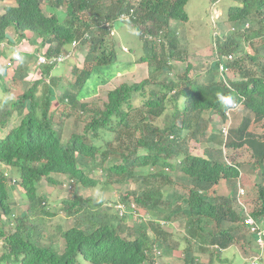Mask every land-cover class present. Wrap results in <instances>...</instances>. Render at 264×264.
Masks as SVG:
<instances>
[{"label": "trees", "instance_id": "16d2710c", "mask_svg": "<svg viewBox=\"0 0 264 264\" xmlns=\"http://www.w3.org/2000/svg\"><path fill=\"white\" fill-rule=\"evenodd\" d=\"M15 1L0 14V42L9 38L11 42L23 37L41 38L42 47L49 45L45 54L53 61L44 65L42 77L30 79L32 85L16 99L0 104V129L18 121L8 133H0V238L4 241L0 264H158L155 248L165 255L182 250L184 264H212L214 253L220 255L236 240H244L241 221L245 209L238 203V177L242 169L257 173L262 207L254 216L264 221V133L259 136L258 130H249L253 121L250 116L232 127L226 146H248L251 156L247 162L231 164L225 160L223 141L213 134L211 116L214 112L220 120L226 119L229 107L218 100L223 95L244 103L245 110L254 113V121L264 120V45L248 49L237 38L261 37L264 43V0H238L229 6L222 22L223 33L212 44L213 57L193 77L191 63L182 71L178 67L177 74L178 65L174 63L184 62L190 53V41H182L177 26V22L189 20V0ZM45 8L52 10L50 15ZM123 14L130 15L127 23L140 32L145 46L140 62H148L149 75L142 81L123 82L110 90L101 109L84 100L99 90L89 84H108L115 75L107 70L108 66L120 64L117 42L108 48L106 37L112 36L113 26L123 23ZM12 27L14 34L9 33ZM183 37L187 38L184 34ZM78 49L87 50L83 59L79 58ZM70 50L73 53L67 63L75 81L61 85L59 95L58 80L51 77L47 82V78L57 66L58 57ZM228 55H233V59ZM76 56L79 62L75 63L71 59ZM87 63L91 67H85ZM220 64L228 71L222 72ZM19 67L22 74L17 75L15 69L13 82L19 78L24 81L29 72L24 62ZM230 70L237 72V77L230 76ZM138 92L144 96V109L137 110L141 116L136 115L138 120L132 124L129 111ZM55 100L57 109L63 104L80 110L82 130H72L65 140L59 130L62 121L55 122ZM159 118L164 119V126L152 121ZM132 127L141 130L136 138L131 137ZM110 132L116 134L119 144H99L98 140ZM190 140L204 143L205 153H194ZM2 166H10L12 175L25 188L29 198L27 210L18 212L10 205V187ZM96 169L104 170L107 177H119L120 182L128 181L127 186L133 184L121 192L119 201L127 207L135 203L139 211L149 215L142 221L133 214L121 216L109 201L106 204L74 194L64 205L74 224L50 232L48 240L44 231H50L48 218L55 214L47 209L45 197L37 193L38 185L62 183L57 175H68L75 186L96 185L99 181L91 177ZM222 182L227 193L216 190ZM175 183L182 185L186 196H170L166 192ZM175 198H180L179 203L174 202ZM133 218L134 225L128 226L126 221ZM183 218L189 220V234L179 244L161 221L179 223ZM193 218L209 223L197 226ZM204 245L210 247L207 261L199 254ZM243 254L249 259L256 255L244 251Z\"/></svg>", "mask_w": 264, "mask_h": 264}, {"label": "rangeland", "instance_id": "374dc122", "mask_svg": "<svg viewBox=\"0 0 264 264\" xmlns=\"http://www.w3.org/2000/svg\"><path fill=\"white\" fill-rule=\"evenodd\" d=\"M238 0H189L186 10L189 14V20L188 21H180L177 22L179 33L182 34V41L183 42H189L188 49L190 52L188 54L187 59L182 61L174 60L176 66L175 73L177 74L178 67L180 68V71L184 70L186 67V64L189 62L192 64V69L190 72V77H193L199 73H201V69L205 66L206 60L210 57H213L214 50L212 48V44L217 42L219 38L221 37L223 30H222V22L224 19H226L227 11L230 5L237 4ZM9 4V3H8ZM4 6V5H3ZM62 10V9H61ZM45 11L47 14L48 11L45 8ZM52 10L49 12L51 13ZM1 12V10H0ZM61 17H64L63 10L60 12ZM115 32H117V35L112 37L110 35H107L106 37V45L108 48H111L113 46V42L116 41L117 45L119 47L118 50V59L124 63V65L130 64L128 67L125 68L124 66H120L118 63L110 64L107 68V70L111 73H114L115 75L112 77V81H110L108 84L102 86V84L96 85L95 81L91 82L92 84H89L91 88H99L98 93L93 95L92 97H89L85 99L84 101L92 104V105H98L101 109L104 106L105 101H107V94L110 90L116 88L118 85H120L123 82H128L130 84L136 83L139 81H142L146 79L149 75V65L147 62H138L139 58L145 53L143 41L140 38V32L138 29L134 28L129 23H118L116 24ZM226 29H228L226 27ZM183 34L187 36V38L183 37ZM31 36V34H29ZM239 38L242 46L245 48L255 49V46H260L261 44L264 45L262 42L261 37H251L250 39H244V36L237 37ZM182 46V45H181ZM183 48H186L184 46ZM78 56L79 58L83 59L84 56L87 53V50H79L78 49ZM82 54V55H81ZM7 56H10V53H6ZM29 59L24 60V65L28 66L29 71L32 73L37 70L36 63H35V57H32L31 55L28 56ZM20 59V57H19ZM71 61H74L76 63L79 62L77 56L74 59H71ZM6 62V59L4 60ZM5 65V64H4ZM3 66V65H2ZM1 64H0V70L2 71ZM36 67V68H35ZM42 66L38 69L41 71L43 70ZM85 67H91L90 63L85 64ZM27 68H24V70H27ZM15 69H17L16 74L21 75L22 74V68L19 67V65H16ZM119 71L121 73H119ZM118 72V73H117ZM117 74V75H116ZM230 76L237 77L238 73L230 70L229 71ZM52 77H55L54 79L58 80L57 90L58 94H61L62 87L61 85H65L68 81H75V77L73 76L71 72V66L66 63H60L58 67L56 66L54 69H52L51 73ZM5 75H1L2 78H7ZM40 73H36L35 77H39ZM112 76V75H110ZM51 77V76H50ZM51 79V78H50ZM5 81V82H3ZM33 83L32 80L29 82L23 81L22 79H17L15 82L8 81L2 79L0 84V104H2L5 101H12L18 97L20 93L23 92L25 88H28ZM100 86V87H99ZM4 87H6V90H4ZM41 89V87H40ZM148 90V89H147ZM7 91V92H6ZM40 93V92H39ZM133 102V109H130L129 113L131 114V120L130 123H134V120H137L136 115L141 116V112L136 111L138 109H144V96L141 93H136L134 95V98L132 100ZM58 106V102L54 101L53 103V110L55 109V122L58 123L59 121H62V126L59 129L60 132L62 131V135L64 140L70 135L72 130L79 131L82 130V123L79 124L80 118H79V112L80 110L74 109L70 105H61L58 109L56 107ZM4 109V106L2 107ZM64 111V112H63ZM90 113H86V116H88ZM209 112H206L204 115L207 118ZM213 117L212 125L215 127L214 130L217 132H220L221 124L225 120H220L218 118V115L216 113H211ZM16 115V114H15ZM251 116L252 119L254 118V115L250 111H246L245 109H237L232 112V122L234 124L238 123V121L242 120L245 116ZM60 119V120H59ZM19 120V117H18ZM16 121V120H15ZM152 121L156 124H159L160 126H164V119H152ZM263 121L257 122L252 121L251 123V129L259 130L263 128ZM18 123L12 122L9 125L5 126L4 129H0V133H8V131L15 126ZM80 125V127H79ZM218 127V130L217 128ZM140 129L136 127L130 128L131 137L136 138L140 134ZM211 128L208 129V133H211ZM219 134V133H217ZM115 133L110 132L109 134L105 135L104 138H100L98 140V143L102 146L106 145L107 141H110L111 145L113 147H116L119 143L118 140L115 139ZM125 141L124 139H122ZM126 142V141H125ZM122 143V142H121ZM123 144V143H122ZM191 149L194 153L203 155L205 152V144L197 143L193 140H190ZM215 145V144H214ZM249 147L243 146L240 148L233 147L232 149H228V158L231 160L240 159L241 161L247 162L250 158L251 152L248 149ZM231 153H230V152ZM233 154V155H232ZM112 158V157H111ZM147 171V169H146ZM104 172V170H103ZM101 169H96L92 171V174L94 177L99 179V184L96 187H84L82 185L75 187H65L62 184L56 185L55 188L51 190L52 194L49 195V206L51 208L57 209L62 201L67 198L73 196V194H81L85 197H91L96 200H102L107 203L109 201V204L114 205L119 200V195H121L122 191H125L129 189L133 184H130L127 186L128 181L125 183L120 182L118 180L119 177L115 176L114 178L107 177L105 175V172L103 173ZM256 172H250L246 171L245 169H242V176L245 188L247 190V206L248 210L251 212L252 215L262 207V198L261 196V187L258 183V180L255 175ZM180 175V174H179ZM61 182L68 181L65 178H62L60 180ZM135 185V184H134ZM47 186H39L38 191L42 194H47L46 192H49L47 189ZM216 190L219 193H227L228 189L225 184V182H222L219 184V186L216 187ZM166 191H170V193L177 194L179 196H186L187 191L182 188V185L180 183H175L173 185H169V187L166 188ZM171 194L170 196H172ZM14 197L19 203L18 207L19 209H22L26 206V203L23 198L22 191L18 189L16 186L14 187ZM180 198H175L174 202L179 203ZM112 212L111 210H108ZM183 222L174 223L173 226L169 227L167 226V230L169 232H173V239L177 241H185V237L189 234L188 232L184 231V228L182 226H188L189 221L185 220V218L182 219ZM205 222L209 223L208 221L204 219H198L193 218V223L199 226L200 224H203L206 226ZM263 225L262 221H260ZM73 221L71 219H68L66 217L65 211H60L59 214H57L55 217L49 219V229L51 233H55L59 227L62 226L61 229H66L69 227V224H72ZM242 232L244 233V240H236V244L231 246L228 249H225L223 252L219 254L214 253L213 262L212 264H253L254 259H249L244 257L243 251L248 252L249 254H256V264H264V246L261 248V246L257 243V237L253 235L250 232V229L248 226H242ZM60 240V239H59ZM58 240V242H59ZM62 248L64 243L59 244ZM205 246V245H204ZM0 248H1V242H0ZM208 251L204 252V249H201L199 251V254L204 256V261H207V256L209 255L210 248L208 247ZM181 255V254H180ZM221 258V259H220ZM183 257H178V259H175L177 264H183ZM85 261V260H84ZM87 264H91L87 262Z\"/></svg>", "mask_w": 264, "mask_h": 264}, {"label": "clouds", "instance_id": "9594fccd", "mask_svg": "<svg viewBox=\"0 0 264 264\" xmlns=\"http://www.w3.org/2000/svg\"><path fill=\"white\" fill-rule=\"evenodd\" d=\"M16 4V1L14 0V4L13 5H15ZM7 5H10V4H7ZM48 11V13L49 14H47L46 12V14L47 15H50V12H49V10H47ZM130 12H131V14H133L134 13V11H133V9H131L130 10ZM122 17H123V23H127V21L128 20H130V15H127V14H123L122 15ZM129 22V21H128ZM113 26V25H112ZM111 26V27H112ZM115 26H113L112 28H111V35L114 37V36H116L117 35V32H115V28H114ZM13 28V27H12ZM15 29V28H14ZM140 38H141V36H140ZM10 39V38H9ZM9 39H6L5 41H2V42H0V53H4L3 55H2V58L5 60L6 59V62H5V65L3 64V66H2V68H4L5 67V69L1 72V75L3 74V75H5L7 78H2V77H0V84H1V81H2V79L4 80H6V82H10L11 80H12V77L14 76V74H15V67H16V65H19L20 64V62L22 63V62H24V60L25 59H29V55H31L32 57H35V63H36V67H37V70L36 71H34V72H28V74H27V76H26V78H25V81H28V80H30L32 77H34L35 79H37V78H40V77H42V70L40 71L39 69H38V66H39V68H41L42 66H44V65H46V64H48L49 62H50V64L52 63V59L51 58H49L46 54H45V52H46V50L48 49V47H49V45L47 44V45H45V46H41V42H42V39L41 38H37V39H33V38H31V39H29V38H21L20 40L19 39H17L16 41H14V42H11ZM142 40V39H141ZM74 45H75V42L73 43V45H72V48L74 47ZM143 45H144V42H143ZM10 47H12V49H13V51L12 52H9L10 53V56H7V55H5L6 53H8V51H10L9 50V48ZM144 49H145V46H144ZM72 53H73V50H70V51H68V53H64V54H62V55H60L59 57H58V60H57V67H58V65L60 64V63H66L67 62V60L69 59V57H71V55H72ZM79 54V53H78ZM143 55H145V53L143 54ZM142 55V56H143ZM45 57V61L44 62H41L40 61V57ZM141 56V57H142ZM19 57H20V59H19ZM140 57V58H141ZM140 58H139V60H138V62H140ZM227 58H229V59H233V55H228L227 56ZM120 62V66H124L125 68H130L131 66H133V65H131L130 67H128L130 64H128V65H124V63H122V61H119ZM148 63V62H147ZM149 65V64H148ZM220 69H221V71L222 72H224V71H228V70H226V68H224V65L223 64H220ZM36 73H40V76L39 77H35V74ZM118 73V72H117ZM119 73H121L120 71H119ZM117 75V74H116ZM4 76V77H5ZM51 77H52V75H50ZM51 77H49V78H47V82H50L51 81ZM113 80V79H112ZM3 82H5V81H3ZM100 87V86H99ZM99 89V88H98ZM4 90H6L5 89V87H4ZM7 92V91H6ZM218 100L222 103V105H224V106H226V107H229L227 110H226V119H224L225 121L221 124V127H220V132H217V131H215L213 134H216V135H218L219 137H220V139L223 141V143H222V146H223V150H224V152L226 153V161L228 162V163H231V164H234V162H239V161H241L240 159H236L237 161H235V160H231V159H229L228 158V149H232L234 146H226V141H227V139L228 138H230L231 139V137H232V133H231V129H232V127H234V126H238V125H241V122H242V120L244 119V118H242V120H240V121H238V123H236V124H234V122H232V112L235 110H239V109H245L244 108V103H242L241 101H237V100H235V98H233V97H225V96H223V95H220L219 97H218ZM55 101H57V100H55ZM58 107V106H57ZM57 107H56V109H57ZM55 110V109H54ZM137 111V110H136ZM252 113V112H251ZM253 115H254V113H252ZM248 116V115H247ZM251 117V116H250ZM254 118H255V116H254ZM254 118H253V121H254ZM130 120H131V118H130ZM138 120V119H137ZM15 121V120H14ZM17 125V124H16ZM217 130H218V127H217ZM249 130H252L251 129V126H250V128H249ZM217 133H219V134H217ZM264 133V126H263V128H262V131H261V129H259L258 130V134H259V136L260 135H262ZM108 142V141H107ZM106 142V143H107ZM248 147V146H247ZM230 152V151H229ZM231 153V152H230ZM233 155V154H232ZM251 156V155H250ZM3 168H4V172H5V176H7V178H8V184H9V187H10V198H9V202H10V205L14 208V209H17L18 210V212H21V211H25V210H27V207H28V203H29V198H28V196H27V193H26V190H25V188L22 186V184L19 182V178H17L16 176H14V175H12V173H11V167L10 166H2ZM242 169V168H241ZM241 172H240V176L238 177V191H239V193H238V203L242 206V208H244L245 209V215L243 216V221H241V222H244V225L245 226H248L246 223H245V217H246V215L247 214H249V215H251L255 220H256V222L264 229V221H262V223H263V225L261 224V222L259 221V220H257V218L254 216V215H252L251 214V212L248 210L249 208H248V206H247V204L246 203H248L247 202V198L245 197V196H247V190H246V188H245V185H244V181H243V176H242V170H240ZM246 171H249V170H247L246 169ZM251 172V171H250ZM255 174H257V173H255ZM57 178H59L60 180L62 179V178H65V179H67L68 181H64V182H62L63 183V185L65 186V187H77V186H75V185H73V184H75L74 182H73V180L71 179V178H69L68 177V175H62V176H56ZM91 177H93V178H95V179H97L98 181H99V179L98 178H96V177H94L93 175L91 176ZM62 183H60V184H62ZM100 182H98L96 185H91V186H87V187H96L98 184H99ZM60 184H57V185H60ZM46 185H48L47 184V182H44V183H42L41 185H38V188H39V186H46ZM17 187L18 189H20L21 191H22V194H23V198H24V201H25V203H26V206L24 207V208H22V209H19V207H18V205H19V203H17V201H16V199H15V197H14V187ZM55 186L56 185H53V186H47V189L49 190V192H46L47 194H42V193H44V192H42V193H40L39 191H38V189H37V193L40 195V196H43V197H45V198H43L44 200H46L45 201V205H46V207H47V209L49 210V212H51V213H54L55 215H52V216H50L49 218H48V220L49 219H51V218H53V217H55L57 214H59L60 213V211L62 210V211H65V213H66V217H67V212H66V210L64 209V205H65V201L66 200H72L73 199V196H74V194H73V196H71V197H67V198H65L63 201H62V203H61V205L57 208V209H54V208H51L50 206H49V195L48 194H52L51 193V190L53 189V188H55ZM79 186V185H78ZM83 186V185H82ZM84 187H86V186H84ZM241 189H243L244 190V193L243 194H241ZM168 194H172V193H170V191H166ZM78 195H81V194H78ZM83 198H88V197H85L84 195H81ZM89 198H91V197H89ZM92 199V201L93 200H96V199H93V198H91ZM96 201H99V200H96ZM107 204V203H106ZM109 204V203H108ZM111 204V203H110ZM112 206H114L115 207V209L120 213V215L121 216H123V215H130V214H133V215H135V217L137 218V220L139 219V221H142L141 220V218H143L144 216H148L149 215V213H146V214H143L142 212H144V211H139L138 210V207H137V205L135 204V203H131V207H127V204L126 203H123V202H120L119 200L114 204V205H112ZM68 218V217H67ZM136 218H133V220L132 219H128V222L126 221V223H127V225L128 226H133L134 225V219H136ZM147 219V217L145 218V219H143L144 221ZM71 220L73 221V223L72 224H74V222H75V220L74 219H72L71 218ZM189 220H187V222H188ZM161 223H162V226L165 228V230H167L166 228H167V226H169V227H171V226H173L174 225V223H178V222H170V221H168V220H165V219H162V221H161ZM72 224H69V226H71ZM49 225V224H48ZM188 226H189V224H188ZM186 227L187 226H185L184 225V231H186L187 232V230H186ZM249 227V226H248ZM62 228V227H61ZM7 230H8V228H6ZM249 229H250V227H249ZM48 230V229H47ZM44 231V235H46V237L48 238V240H49V234H50V231L48 230V231ZM58 230H59V228H58ZM168 232H169V230H167ZM250 232L252 233V234H255L256 235V237H257V243L261 246V248H263V246H264V236H263V245H261L259 242H258V234L257 233H255V232H253V231H251V229H250ZM171 233H173V232H171ZM188 236V235H187ZM186 236V237H187ZM186 237H185V239H186ZM184 241V240H183ZM183 241H177L179 244H181ZM0 242H1V248H0V254H1V249H2V246H3V244H4V241H3V238H0ZM233 246V245H232ZM185 247V244L181 247V248H184ZM208 245H205V247H204V252H206V251H208L209 249H208ZM210 248V247H209ZM230 248V247H229ZM226 249H228V248H226ZM225 249H223L221 252H223ZM155 251H156V255H157V263L158 264H177V262L175 261V263L173 262V260H171L170 259V257H171V255L172 254H174L175 253V251H178L179 253V257L181 256V257H183L184 258V254H183V252H182V250H180V249H177V250H174L173 252H171V254L170 255H165V253H163V251H161L160 249H158V248H155ZM201 251V250H200ZM181 254V255H180ZM165 256L164 258L162 257L161 258V256ZM174 256V255H173ZM256 256L255 257H253V258H250V259H254V261H253V264H256ZM177 259H178V257H177ZM221 259V258H220ZM90 263V262H89ZM92 264V263H91ZM183 264H184V259H183Z\"/></svg>", "mask_w": 264, "mask_h": 264}, {"label": "built area", "instance_id": "2783aa9c", "mask_svg": "<svg viewBox=\"0 0 264 264\" xmlns=\"http://www.w3.org/2000/svg\"><path fill=\"white\" fill-rule=\"evenodd\" d=\"M40 61L44 62L45 57H40ZM244 193V190L241 189V194ZM245 223L250 227L251 231L258 234V242L263 245V236H264V229L256 222V220L249 214L245 217Z\"/></svg>", "mask_w": 264, "mask_h": 264}, {"label": "crops", "instance_id": "0c3cea01", "mask_svg": "<svg viewBox=\"0 0 264 264\" xmlns=\"http://www.w3.org/2000/svg\"><path fill=\"white\" fill-rule=\"evenodd\" d=\"M10 4V5H13L14 4V0H4V1H0V10H1V12H0V14H2L3 12H4V7L7 5V4ZM4 5V6H3ZM10 30L11 31H9V33L11 32V33H15V29L14 28H10ZM16 39V38H15ZM9 50L10 51H8V52H12L13 51V49H12V47H10L9 48ZM4 53H0V64H1V66L3 65V64H5V62H4V59L2 58V55H3ZM6 55V54H5ZM179 252L178 251H175V253L174 254H172L171 255V257H170V259L171 260H173V262L175 263V259H177V257H179V254H178ZM174 255V256H173Z\"/></svg>", "mask_w": 264, "mask_h": 264}]
</instances>
